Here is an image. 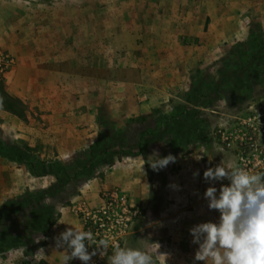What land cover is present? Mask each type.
<instances>
[{
    "label": "rangeland",
    "instance_id": "obj_1",
    "mask_svg": "<svg viewBox=\"0 0 264 264\" xmlns=\"http://www.w3.org/2000/svg\"><path fill=\"white\" fill-rule=\"evenodd\" d=\"M38 1L50 0H0V4L8 9L10 5L30 6ZM98 1L99 19L105 21L104 25L100 23L105 40L113 35L110 32L111 24L106 23L111 17L124 15L128 20L115 24L120 27L124 25L130 32L119 34L115 30L113 38H110L111 43L108 42L121 48L117 58H132L135 64L143 66L145 63L153 65L158 62L161 73H158L157 79L164 83L172 96L166 104L157 108L159 112L155 114L154 120L149 119L142 128L128 132L129 139L126 141L129 143H122L124 148L118 144L117 137L122 139L119 130L107 124L103 127L105 132L101 130L98 141V148H103L102 153L92 157L94 151H79L70 161L48 159L42 155L40 147L32 148L24 140L10 138L9 118L0 116V146L6 148H0V159L3 160L0 167L18 175L15 185L1 188L0 212L8 200L25 197L26 201L29 194L38 196L41 190L48 189L50 180L57 182L55 177L46 178V175L32 179L29 164L34 162V171L40 174L51 171L59 178L57 190L51 195L43 192L38 199L42 210L52 212L48 220L50 227L53 219L57 223L63 208L70 207L73 211L72 206L81 201L71 202L73 195L80 194L79 189L96 178L104 179L113 167L120 168L117 161H121L127 152L135 154L140 150L145 157V169L151 184L149 190L144 186L143 202L130 200L125 191L115 186L127 194L132 210H137L130 235L122 247L148 252L155 264H173L179 253L176 233L172 230L178 216L177 210L184 211L186 221L194 218L199 223H219L221 214L218 210L209 209L207 199L202 198V206L209 209V214L193 216L191 211L194 210L195 200L192 196L201 198L210 186L219 190L221 184H230L227 179L205 181L204 172L207 168H214L221 163L226 168H238L234 152L226 149L220 141V126L230 120L229 116L243 115L252 106L264 105V91L260 92V83L264 82V56H260L257 67L252 65L253 68L244 75L242 82L232 81L218 92H215L214 87L210 89L211 84L221 83L223 74L235 62L244 64L257 52L258 43L255 40H264V0H151V6H143V0H140L141 6L130 4L128 7L114 8L105 6L106 0ZM2 12L3 8H0V36L3 29L8 31L9 22L8 13ZM137 15L139 21L135 20ZM0 45L3 46L1 42ZM156 48L160 51L156 52ZM128 52H134L135 56L130 57ZM236 54L239 58L233 61V65H228L226 61H230L229 57L233 59ZM0 84L7 94L15 97L10 89L9 77L0 80ZM14 88L18 91L25 89L19 84ZM241 94L244 102L235 105L232 99L236 100L237 96L240 98ZM197 99L204 106L202 109L195 108ZM196 117L198 123H194ZM141 130L144 135L138 140L137 134ZM12 149H19L26 155L18 157L10 151ZM105 150H108L107 154ZM154 152L159 157L171 153L176 157V162L158 171L153 170L150 164L157 159ZM32 156L35 158L32 159ZM198 158L203 167H188V162ZM109 189H103L101 198ZM158 211L165 213L161 215ZM33 213L26 204L22 210L15 209L10 215L0 216V230L7 234L4 248L0 251V264H38L46 243L45 230L48 226L44 231H32V224H39ZM157 218L160 220L158 224ZM137 229L140 230L135 231ZM181 249L187 252V244ZM111 255L112 252L108 256ZM76 264L83 262L77 259ZM89 264L97 263L92 259ZM103 264H108L107 258ZM196 264H212V261H197Z\"/></svg>",
    "mask_w": 264,
    "mask_h": 264
},
{
    "label": "crops",
    "instance_id": "obj_2",
    "mask_svg": "<svg viewBox=\"0 0 264 264\" xmlns=\"http://www.w3.org/2000/svg\"><path fill=\"white\" fill-rule=\"evenodd\" d=\"M141 1L106 0L105 6H141ZM151 3V0H143V6H151ZM99 4L98 0H50L38 1L30 6L10 5L8 9L0 4L2 13L9 15L8 31L3 29L0 36L3 45L0 49H9L17 60L7 77L15 96L11 97L24 103L25 119L2 109L0 116L9 118L10 138L24 140L32 148L40 147L42 155L48 159L70 161L76 152L92 151L99 144L100 132H105L103 127L107 124L119 130L122 143H129L126 141L129 139L128 132L131 129L136 131L137 127L131 124L132 119L151 113L172 96L164 83L157 79L158 73H161L158 62L143 66L135 64L132 58H117L121 48L108 42L111 43L110 38L116 31L119 34L130 32L124 25L115 24L128 20L124 15L111 17L106 23L111 24L113 35L105 40L100 26L105 21L99 19ZM135 20L139 21L138 15ZM135 33L138 31L135 30ZM127 54L135 56L134 52ZM18 84L25 89L16 90L14 86ZM121 147L124 148L123 144ZM49 162L52 163L51 160ZM188 163V167L196 169L201 165L199 159ZM117 164L120 168L113 167L104 179L96 178L89 182L79 189L80 194L71 197V202L80 199L82 204L95 206L102 202L103 189L117 186L128 194L130 200L142 203L144 186L149 190L151 185L144 154L127 152ZM16 176L17 173L0 167V191L5 185H15ZM37 177L31 174L32 179ZM53 177L46 175V178ZM52 182L50 180L48 185L51 186ZM145 192L148 193L147 189ZM192 197L195 203L191 214H209V209L202 206V198L204 200L205 197ZM177 211L172 230L176 233L179 253L173 264H196L195 249L199 245L192 243L190 229L200 223L192 217L186 221L184 211ZM164 213L158 211V214ZM158 221L157 218L156 223ZM69 227L84 230L83 221L70 207L63 208L57 223L50 226L38 261L43 259L49 264H61L65 249L56 247L55 237ZM185 243L187 252L181 249ZM76 261L71 260L68 264H76Z\"/></svg>",
    "mask_w": 264,
    "mask_h": 264
},
{
    "label": "clouds",
    "instance_id": "obj_3",
    "mask_svg": "<svg viewBox=\"0 0 264 264\" xmlns=\"http://www.w3.org/2000/svg\"><path fill=\"white\" fill-rule=\"evenodd\" d=\"M150 165L160 170L176 162L171 153ZM200 158V157H199ZM198 158V159H199ZM198 175V173H197ZM205 181H230L221 184L219 190L210 186L204 196L211 210L220 212L219 223L204 222L193 226L192 243L198 244L194 260L212 261V264H264V173L252 174L243 168H226L223 164L209 167L204 172ZM219 192V195H217ZM56 247L64 248L61 264L79 259L89 264L99 254L107 256L109 243L106 239L95 242L91 230L69 227L55 237ZM108 264H155L148 252L130 247H116Z\"/></svg>",
    "mask_w": 264,
    "mask_h": 264
},
{
    "label": "built area",
    "instance_id": "obj_4",
    "mask_svg": "<svg viewBox=\"0 0 264 264\" xmlns=\"http://www.w3.org/2000/svg\"><path fill=\"white\" fill-rule=\"evenodd\" d=\"M15 64L14 56L0 49V80L7 78ZM229 117L230 120L224 121L218 130L222 145L234 152L238 168L252 174L264 173V105L252 106L246 114ZM72 208L83 221V231L91 230L93 233L94 243L89 251L95 249V242L106 239L109 243L107 256L127 241L137 214L132 210L127 194L117 187L104 192L102 202L95 206L80 201ZM107 256L101 258L97 254L92 259L103 264Z\"/></svg>",
    "mask_w": 264,
    "mask_h": 264
},
{
    "label": "trees",
    "instance_id": "obj_5",
    "mask_svg": "<svg viewBox=\"0 0 264 264\" xmlns=\"http://www.w3.org/2000/svg\"><path fill=\"white\" fill-rule=\"evenodd\" d=\"M255 41H257L258 43V50L256 53H253V56L249 57L250 59L248 60V62L246 63H241V62H235V64L233 65V61L235 59H238L239 56L238 54H236V56L233 57V59L229 57L228 60L230 61H226L227 59H223L226 61V63L228 65L232 64L233 66H231V68H228V71L225 72V74H223L224 76L221 78V83L220 84H211V90L213 89V87L215 88V92H218L221 87L225 86L226 84H230V82L232 83V81H236L237 83L242 82L244 75L250 71L253 67L252 65H256L259 61H260V56H264V40H258L256 39ZM241 45V43H239ZM236 48V46H235ZM258 65H256L257 67ZM230 67V66H229ZM251 77V76H250ZM253 78V77H252ZM254 79V78H253ZM261 85V91H264V82L260 83ZM260 94V93H258ZM242 95V94H241ZM240 95V98H237L239 96L236 97V100L232 99L233 101H235V105L238 104H242L244 102V96ZM233 97V96H232ZM198 100V99H197ZM232 103V102H231ZM232 105H234V103H232ZM204 106L201 104V102H196L195 104V108L197 109H202ZM205 107H209L205 106ZM0 109L5 110L17 117H19L20 119H25V109L24 106L22 104V102L19 99L13 98L11 97L9 94H7V92L4 90L3 86L0 84ZM159 112V109H155L153 110L151 113L149 114H143L140 116H137L135 118L132 119L131 124H135L137 127L136 128H140L142 127L149 119L154 120L155 119V114ZM194 123H198V118L196 117L194 120ZM144 132L143 130L141 132H139L138 134V140H141L143 138ZM118 139V144L122 145V139L120 137H117ZM99 145H97L92 151H94L93 156H97L100 155L102 152L101 150L103 148H98ZM1 149H6L4 148V146H0ZM10 151L15 152L18 157H20L21 155H26L25 153H22L21 150L19 149H12ZM106 152H104L105 154L108 153V150H105ZM139 154H143L142 151H138ZM31 158V157H30ZM35 156H32V159H34ZM35 161V160H34ZM30 163L29 164V168L31 170V172L36 175V176H44V175H51V176H55L56 177V181L53 184H51V186L46 189V190H41L40 194L38 196H36V194H29L27 200L25 201V197H16L13 198L11 200H8L4 206V208L2 209V212H0V216H4V215H10L15 209L17 210H22L24 209V206L26 207V204L28 205V207H31L33 215L35 220L37 221V223H39L37 226L36 224H32V231L33 229H36V231H44L45 227L48 226L47 230H45V233L48 234V230H49V222L48 220L52 217V212L50 213L48 210H42L41 206H39L38 203V199L39 196H41V194L44 192V194L48 195V194H52V192L56 191L58 188V181L59 178L51 171H45L44 174H40L36 171H34V166ZM42 197V196H41ZM38 208V209H37ZM38 213V214H36ZM52 225L55 224V220L53 219L52 221ZM54 223V224H53ZM6 233L3 234V231L0 230V251L4 248V245L6 243ZM38 264H49L47 261L41 259Z\"/></svg>",
    "mask_w": 264,
    "mask_h": 264
}]
</instances>
